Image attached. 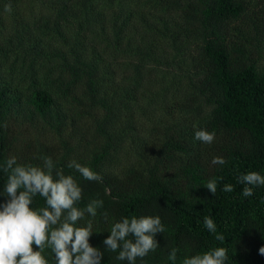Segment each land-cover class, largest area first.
<instances>
[{"label":"trees","instance_id":"16d2710c","mask_svg":"<svg viewBox=\"0 0 264 264\" xmlns=\"http://www.w3.org/2000/svg\"><path fill=\"white\" fill-rule=\"evenodd\" d=\"M28 1L0 0V164L14 155L20 164L42 167L51 157L83 189L79 207L102 199L89 239L104 251L101 264H128L103 244L113 223L157 215L166 228L155 237L160 246L136 264H172V248L182 264L215 247L227 249L226 264H264V185L244 197L238 182L251 171L264 176V6L257 0H43L52 13L34 23L36 30L23 31ZM8 4L11 12L4 10ZM171 47L186 49L187 57L162 61ZM40 58L46 60L41 77L34 69ZM184 61L183 85L160 72L165 63L169 69ZM157 114L167 120L156 138L132 126L136 115ZM23 118L57 140L16 133ZM90 120L99 131L92 141ZM201 129L216 133L213 143L195 139ZM214 157L226 163L214 165ZM72 160L102 181L69 169ZM7 178L0 170V204ZM212 178L215 195L206 188ZM226 184L234 190L222 191ZM44 206L37 195L32 207ZM45 255L55 264L50 250Z\"/></svg>","mask_w":264,"mask_h":264},{"label":"clouds","instance_id":"9594fccd","mask_svg":"<svg viewBox=\"0 0 264 264\" xmlns=\"http://www.w3.org/2000/svg\"><path fill=\"white\" fill-rule=\"evenodd\" d=\"M11 12V4L5 5ZM216 133L208 130L195 132V139L205 144L214 142ZM223 157H214L212 164L224 165ZM67 167L74 169L88 181H102L100 174L89 166L75 160ZM0 170L8 174L3 192L6 202L0 204V264H50L45 255L50 250L55 264H101L104 251L93 247L89 239L93 233V220L98 210L104 206L99 198L91 199L85 207H79L83 189L72 175H65L56 169L51 157L43 158V166L20 164L17 157L10 156ZM238 182L244 184V197L253 195V187L264 185V176L256 171L242 174ZM206 188L215 195L217 179L208 181ZM233 186L224 185L222 191L232 192ZM39 195L45 200V206L33 208V200ZM86 215L90 217L85 221ZM103 216L107 219V213ZM80 221H85L83 225ZM204 225L211 233L217 226L210 217L204 218ZM166 228L160 216L123 217L112 224L110 235L103 241L106 250L117 252L116 259L136 264L137 258L143 259L149 252H155L160 246L155 239ZM223 242L224 236L215 237ZM33 245L36 249L34 250ZM178 248H172L168 259L176 264ZM264 255V247L259 249ZM227 249L215 247L203 253L185 256L182 264H226Z\"/></svg>","mask_w":264,"mask_h":264},{"label":"rangeland","instance_id":"374dc122","mask_svg":"<svg viewBox=\"0 0 264 264\" xmlns=\"http://www.w3.org/2000/svg\"><path fill=\"white\" fill-rule=\"evenodd\" d=\"M30 1V0H29ZM28 1V2H29ZM259 1V7H263L264 5L262 4V2L264 0H257ZM28 2H27V8L25 7V13L22 15V18L20 19L22 23L26 24L25 26H22L21 25V28L24 30H26V28L29 26H31L32 28L35 29V25L34 23H37V24H42V19H45V17L49 14L52 13V11L48 8L47 4L45 3V1L43 0H36L35 4L33 5L32 1H31V6L30 7L28 5ZM261 9H259L258 11H260ZM260 15V13H259ZM36 24V25H37ZM14 26H17V25H9L10 27V30L14 27ZM36 30V29H35ZM254 46V45H252ZM262 46H264V43L262 44ZM17 50L18 51H22L24 52V48L22 46H17ZM112 53L114 55H119V51L117 50V48L115 47H112ZM177 51L175 50L174 47H171L169 49V52L166 53V57H164V59L162 61H167L169 63H171L173 61V59H177L178 58V61L179 60H182L183 58L187 57V53H186V49H184L183 51H181L180 53H176ZM255 54V53H254ZM6 57V56H5ZM14 56L13 55H10V59H13ZM39 60V61H38ZM37 60V65L34 67V69H36V71L39 73V76L41 77L42 74H41V70H42V67L45 65L46 63V60L44 58H40ZM20 63H22L21 59L18 60ZM262 61V64H264V57L261 59ZM188 63V61H186ZM184 61L183 65H179L178 62H175L171 68H167L165 67V64H163L160 68V72L164 71L168 74V77H169V80L171 82V79H173L177 84L178 82L180 84H185L188 79L185 77V76H182L184 73H185V63ZM25 67H28V65L26 64ZM164 69V70H163ZM26 71V70H25ZM156 75V74H155ZM29 76V75H27ZM54 76H52V78H54ZM57 78V76H56ZM55 78V79H56ZM28 79L26 76H24L22 78V80H25L26 83L28 82ZM167 80V81H169ZM101 111H103L102 109H100ZM26 120V118H23ZM136 123L132 121V126L137 128L138 130V127L141 125L142 127V130H139L137 132H142L143 129V134H148L146 135L147 137H152V138H156L157 134L160 132L159 130H161L162 128V124L164 125L167 120V115H160V114H157V115H148L146 116V118H143L139 115H136ZM27 122H24L23 123V120L18 122V124L16 126H14V129H16V133H20V131L23 132V135L24 137H29V135L31 136H35V135H39L40 134V137H47L49 140L52 139V141H56L57 140V137L53 134H51V132H47L44 130V133L42 132V128H41V125L40 123L38 122L37 125H38V128H33L29 121L26 120ZM127 122H128V125H131V121H130V118L127 119ZM117 126H118V123H117ZM130 126L132 129L133 127ZM97 127H98V124L96 121H93V120H90L89 123H88V126L86 129H92V133L88 135V137L92 136V138L90 139V141H92L93 137L96 135H98L99 137V131L97 130ZM69 130H72V128L70 127ZM134 130V129H133ZM123 131H126V130H123ZM132 134V133H131ZM145 137V136H144ZM92 143V142H91ZM144 142H140L138 144H142ZM85 144V143H84ZM82 150L84 151V147L81 146ZM133 152H136V150L133 148ZM122 153V152H121Z\"/></svg>","mask_w":264,"mask_h":264}]
</instances>
